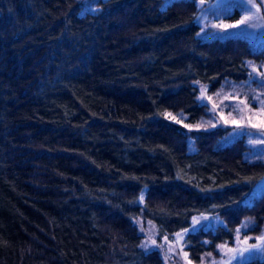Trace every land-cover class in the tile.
Returning a JSON list of instances; mask_svg holds the SVG:
<instances>
[{"label": "trees", "instance_id": "obj_1", "mask_svg": "<svg viewBox=\"0 0 264 264\" xmlns=\"http://www.w3.org/2000/svg\"><path fill=\"white\" fill-rule=\"evenodd\" d=\"M199 9L0 0V264H165L139 226L172 235L202 212L223 223L187 233L195 263L245 219L244 235L262 233L264 194L248 199L264 160L247 158L246 136L221 145L230 126L185 121L209 115L195 81H245L264 47L200 38Z\"/></svg>", "mask_w": 264, "mask_h": 264}, {"label": "rangeland", "instance_id": "obj_2", "mask_svg": "<svg viewBox=\"0 0 264 264\" xmlns=\"http://www.w3.org/2000/svg\"><path fill=\"white\" fill-rule=\"evenodd\" d=\"M171 0H167L169 2ZM197 21L201 26L199 37L202 39L245 36L253 46L264 47V0H198ZM240 9L238 18H232L236 8ZM247 17L245 24L238 28L217 27L236 25ZM251 76L241 82L226 80L222 86L209 91L202 81L199 86V99L209 110L208 116L197 121H185L189 128H212L218 125L230 126L231 130L221 139V145L246 136L250 149L246 156L250 160H264V60L249 61ZM228 81H231V83ZM185 116H184V115ZM167 113L175 121L185 120V113ZM264 194V175L254 186L248 202ZM223 223L218 214L197 213L192 217L190 226L172 235H162L152 220H147L139 228L144 235L143 246L147 249H159L165 264H239L248 259H264V229L256 236L244 235L243 230L252 226L251 219H245L237 227L233 244L219 243L220 255L205 252L199 263L189 257L186 249V235L201 226L216 227ZM254 238V239H252ZM247 240L245 245L243 242ZM241 249H247L241 251ZM232 250V251H229ZM234 257V258H232Z\"/></svg>", "mask_w": 264, "mask_h": 264}, {"label": "snow or ice", "instance_id": "obj_3", "mask_svg": "<svg viewBox=\"0 0 264 264\" xmlns=\"http://www.w3.org/2000/svg\"><path fill=\"white\" fill-rule=\"evenodd\" d=\"M201 3H203V0H201ZM247 19H248L247 17H244L243 19L239 20L236 25H228V26H220V25H218L217 27L238 28L240 25L245 24V21ZM141 199H143V197H141ZM261 239H264V237H262ZM243 243L246 245L247 244V240H245ZM243 250H247V249H241V251H243ZM229 251H232V250H229ZM232 258H234V257H232Z\"/></svg>", "mask_w": 264, "mask_h": 264}]
</instances>
